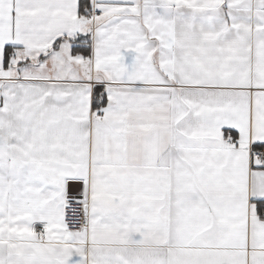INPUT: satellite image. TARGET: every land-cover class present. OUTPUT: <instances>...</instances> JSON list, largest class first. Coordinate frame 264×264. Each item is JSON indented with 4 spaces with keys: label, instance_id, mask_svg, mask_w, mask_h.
Returning a JSON list of instances; mask_svg holds the SVG:
<instances>
[{
    "label": "snow or ice",
    "instance_id": "snow-or-ice-1",
    "mask_svg": "<svg viewBox=\"0 0 264 264\" xmlns=\"http://www.w3.org/2000/svg\"><path fill=\"white\" fill-rule=\"evenodd\" d=\"M0 264H264V0H0Z\"/></svg>",
    "mask_w": 264,
    "mask_h": 264
}]
</instances>
